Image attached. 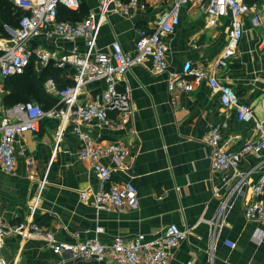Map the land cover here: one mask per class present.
<instances>
[{
	"label": "crops",
	"instance_id": "crops-1",
	"mask_svg": "<svg viewBox=\"0 0 264 264\" xmlns=\"http://www.w3.org/2000/svg\"><path fill=\"white\" fill-rule=\"evenodd\" d=\"M142 1L148 8L137 11L134 18L117 12L103 18L98 50L108 52L111 43L118 40L125 51H132L137 29L151 27L169 5L167 0ZM245 1L260 3L262 21L254 27L246 18L245 32L235 55L216 73L260 117L264 114V0ZM100 4L101 0H81L78 13L86 16L90 11H99ZM6 33L0 31V45L7 43ZM229 39L230 17H220L216 25H210L207 8L191 0L183 6L180 23L168 38V70L156 74L147 60L133 66L120 79L118 90L128 92L132 102L129 116L112 110V125L93 121L83 126L94 140L103 144L122 141L135 153L131 168L124 172L114 169V179L134 183L139 194L136 208L96 209L92 193L82 198L84 190L100 189L101 181L89 163L79 157L78 134L68 126L57 140L61 119L45 117L38 133L18 136L14 172L6 173L0 167V214L9 224L32 220L58 239L72 242L97 235L102 242L109 243L115 236L132 238L139 233L150 239L174 223L188 228L189 235L173 249L167 264H264V226L244 214L251 188L245 184L230 195L240 174H246L248 181L258 177L257 170L249 171L260 157L246 152L238 169L214 170L212 148L205 143L211 132L218 130L223 148L242 150L247 140L258 136L254 122L241 121L234 108H224L219 93L206 80L191 91L171 92L167 87L170 72L181 71L187 60L199 66L210 65L224 52ZM31 43L55 52L74 48L83 52L86 48L83 38L67 40L41 35ZM40 64L34 62L36 70L49 65ZM58 68L60 75L74 81L73 66ZM105 86L104 79L88 83L80 100ZM28 155L34 160L32 166L27 164ZM102 161L115 167L109 156ZM31 170L37 172L35 181L29 179ZM38 181L42 183L38 208L31 215L40 188ZM98 226L102 230L97 233ZM226 240L235 242V246H229ZM3 254L8 264H114L108 258L72 260L65 253L54 252L45 238L31 234H7Z\"/></svg>",
	"mask_w": 264,
	"mask_h": 264
},
{
	"label": "built area",
	"instance_id": "built-area-1",
	"mask_svg": "<svg viewBox=\"0 0 264 264\" xmlns=\"http://www.w3.org/2000/svg\"><path fill=\"white\" fill-rule=\"evenodd\" d=\"M169 5L160 12L151 27H139L132 51H125L118 40L111 43L110 51L97 49V37L102 20L112 12L121 13L134 18L139 10H146L148 4L142 0H101L99 11H90L84 18L70 21L58 18L59 6L70 10H78L81 0H15L25 11L17 28L5 26L9 34L7 43L0 45V77L18 75L25 72L32 62L48 64L53 61L57 67L66 64L75 68L72 84L59 88L54 79L45 82L48 92L59 96L57 105L44 109L35 101L17 102L5 106L0 96V167L6 173H13L18 163L16 141L25 132L38 133L45 117H59L61 123L57 131L60 139L65 127L71 126L81 140L79 157L86 160L101 181V188L90 192H81L82 198L92 193V205L96 209L136 208L139 205V194L131 181L115 180L114 169L128 171L135 159L133 150L122 141L103 144L94 140L83 128L85 124L99 121L103 125H112L110 112L119 110L126 117L132 112V102L127 92L118 90L120 79L133 66L151 61L156 74L168 70V38L175 31L181 20L184 5L191 0H167ZM205 6L209 15V24L216 25L220 17H230V39L224 52L208 66H199L187 60L179 72H170L167 87L171 92L177 90L191 91L203 80L219 93L224 108H234L236 117L241 121L254 122L258 136L247 140L239 151L226 150L221 146V133L214 130L206 138L205 143L212 148V168L214 170L238 169L242 155L254 153L260 159L249 171L259 172L258 177L248 181L246 174H240L232 192L243 185L251 188L244 214L247 219L264 226V114L255 115L251 104L240 99L236 89L222 80L216 70L226 66L235 55L237 45L245 32L246 18L256 27L262 21L261 6L257 1L245 0H197ZM163 3L164 0H154ZM167 3V2H166ZM58 36L67 40L83 38L86 48L83 52L76 48L55 52L41 45H33L31 40L38 36ZM264 49V40L261 43ZM104 79L103 90L92 94L81 101L79 96L86 85L94 80ZM109 156L115 167L105 164L102 158ZM28 165H33V158L28 155ZM29 179L37 180L36 170L29 172ZM33 202L31 215L38 208L40 190ZM227 200L224 201L226 205ZM102 230L101 226L96 232ZM262 232V231H261ZM31 234L45 238L54 252L65 253L72 260L78 259H111L114 264H167L173 257V249L187 239L188 228L177 224L166 226L159 234L148 239L144 233L132 238L115 236L111 242H102L97 235L89 236L81 241L58 239L55 234L41 229L32 220L9 224L0 214V264H8L3 254V241L7 234ZM231 247L235 242L225 241Z\"/></svg>",
	"mask_w": 264,
	"mask_h": 264
},
{
	"label": "trees",
	"instance_id": "trees-1",
	"mask_svg": "<svg viewBox=\"0 0 264 264\" xmlns=\"http://www.w3.org/2000/svg\"><path fill=\"white\" fill-rule=\"evenodd\" d=\"M81 9V7H80ZM79 10H70L64 6L58 8V18L70 21L79 20L85 17L80 15ZM25 13L13 0H0V31H5L4 24L17 28L21 16ZM27 71H29L27 73ZM55 80L59 88H63L73 83L60 75V68L54 65L53 61L49 65L36 70L32 62L24 73L5 77L3 88V103L11 106L17 102L35 101L42 105L44 109H49L57 105L59 96L48 92L45 88L47 79Z\"/></svg>",
	"mask_w": 264,
	"mask_h": 264
},
{
	"label": "rangeland",
	"instance_id": "rangeland-1",
	"mask_svg": "<svg viewBox=\"0 0 264 264\" xmlns=\"http://www.w3.org/2000/svg\"><path fill=\"white\" fill-rule=\"evenodd\" d=\"M40 65L43 66L42 64H40ZM28 72L29 71H27V73ZM4 84H5V78H1L0 77V96H1V99H3V88H4Z\"/></svg>",
	"mask_w": 264,
	"mask_h": 264
}]
</instances>
